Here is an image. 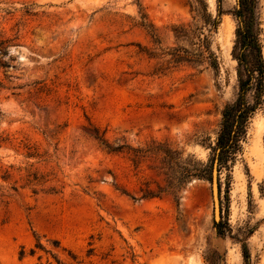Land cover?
<instances>
[{"label": "rangeland", "instance_id": "obj_1", "mask_svg": "<svg viewBox=\"0 0 264 264\" xmlns=\"http://www.w3.org/2000/svg\"><path fill=\"white\" fill-rule=\"evenodd\" d=\"M220 4L214 30L192 0H0V264H264V109L220 173L217 218L208 180L140 198L166 185L163 155L133 164L101 141L208 161L238 93L237 0ZM201 26L216 68L192 57Z\"/></svg>", "mask_w": 264, "mask_h": 264}, {"label": "trees", "instance_id": "obj_2", "mask_svg": "<svg viewBox=\"0 0 264 264\" xmlns=\"http://www.w3.org/2000/svg\"><path fill=\"white\" fill-rule=\"evenodd\" d=\"M217 1L218 12L213 16L208 11L205 0H192L193 10L201 19L203 27L211 26L212 29H217L220 16L223 14L221 0ZM257 3L258 0H237V5L231 12L237 22L231 55L237 62L238 93L236 98L225 104L222 109L220 127L215 141L203 143L210 150L207 162L197 160L191 154L183 157L184 151L173 149L171 146L140 147L129 144L112 146L107 140L101 139L110 152L126 154L133 164L159 154L163 155L165 163L159 168L161 169L160 172L166 176V185L160 187L158 192L147 191L140 198H152L168 192L177 197L178 191L192 179H205L211 182L214 166L217 168L218 188L219 191L221 190V171L228 170L230 163L241 152L242 142L245 140L247 125L251 116L257 110L264 109V60L260 42V23L256 10ZM198 33L201 36L199 48L197 56L192 57L198 58L199 61L209 58L211 66L216 68L217 64L211 60L213 52L209 37L204 34L202 26L198 29ZM190 60L191 58H189ZM185 61L188 59L186 58ZM214 226L217 227L218 234L222 236L224 231L221 223L214 220ZM242 253L244 260H249L250 254L245 242H242Z\"/></svg>", "mask_w": 264, "mask_h": 264}, {"label": "water", "instance_id": "obj_3", "mask_svg": "<svg viewBox=\"0 0 264 264\" xmlns=\"http://www.w3.org/2000/svg\"><path fill=\"white\" fill-rule=\"evenodd\" d=\"M210 183L212 185L214 205L216 204L217 208H218V181H217V168H216V166H214V168H213L212 181ZM215 218H216V216H215Z\"/></svg>", "mask_w": 264, "mask_h": 264}, {"label": "bare ground", "instance_id": "obj_4", "mask_svg": "<svg viewBox=\"0 0 264 264\" xmlns=\"http://www.w3.org/2000/svg\"><path fill=\"white\" fill-rule=\"evenodd\" d=\"M215 216H216V218L218 216V208H217V205L216 204H215Z\"/></svg>", "mask_w": 264, "mask_h": 264}]
</instances>
